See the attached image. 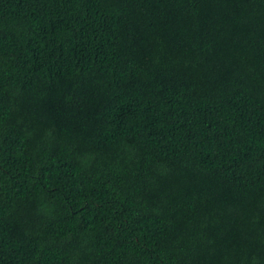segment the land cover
Returning a JSON list of instances; mask_svg holds the SVG:
<instances>
[{"label":"trees","instance_id":"trees-1","mask_svg":"<svg viewBox=\"0 0 264 264\" xmlns=\"http://www.w3.org/2000/svg\"><path fill=\"white\" fill-rule=\"evenodd\" d=\"M0 264H264V0H0Z\"/></svg>","mask_w":264,"mask_h":264}]
</instances>
